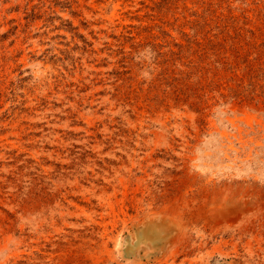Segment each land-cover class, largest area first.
Segmentation results:
<instances>
[{
  "label": "rangeland",
  "instance_id": "1",
  "mask_svg": "<svg viewBox=\"0 0 264 264\" xmlns=\"http://www.w3.org/2000/svg\"><path fill=\"white\" fill-rule=\"evenodd\" d=\"M0 264H264V0H0Z\"/></svg>",
  "mask_w": 264,
  "mask_h": 264
}]
</instances>
